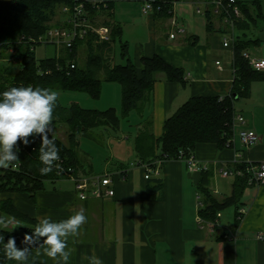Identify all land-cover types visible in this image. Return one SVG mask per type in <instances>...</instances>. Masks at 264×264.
Instances as JSON below:
<instances>
[{"label": "crops", "instance_id": "crops-1", "mask_svg": "<svg viewBox=\"0 0 264 264\" xmlns=\"http://www.w3.org/2000/svg\"><path fill=\"white\" fill-rule=\"evenodd\" d=\"M143 1L113 0L111 10L100 15H103V20L108 19L117 25L118 39L126 44L127 59L136 66L142 55L156 54L171 67L181 69L184 75L182 82H178L167 80L162 72L155 74L149 102L142 114L134 110L130 112L135 124L131 125V138L124 134L122 137L129 144L125 147L126 157L114 159L115 154L112 153L101 167H97L86 151L80 153L85 173L111 176L114 196L81 200L72 182L59 180L48 183L44 190L36 191L33 198L23 192L2 193L0 198L10 199L16 209L36 224L46 216L62 220L83 210L87 222L81 226L78 235L68 237V246L72 249L68 264H89L87 258L93 255L101 258L103 264H264V182L249 185L243 190L239 202L245 212L236 225L234 212L232 223L227 226L221 223L220 212L219 224L210 230L197 218L199 173L189 172L180 160L169 159L162 162L158 176L146 179L143 168L138 164L134 138L147 120L150 121V132L157 139L162 134L165 119L189 97L227 95L234 79L232 50L222 46L228 27L214 17L208 29L203 2L167 0L170 1L169 13L158 15L154 10L144 14ZM242 1H257L264 17L263 0ZM172 20L183 27L182 32L177 31ZM262 27L248 34L260 40L254 47V54L250 55L248 50L244 53L264 58ZM258 32L262 36H257ZM170 34L174 36L170 37ZM110 53L113 64L124 62L119 41L112 43ZM216 61H219V66ZM260 72L264 75V69ZM99 76L102 78L103 72H99ZM234 112L242 114L244 127L258 135L254 145L243 151L235 134L229 147L199 143L192 153L197 161L208 164L212 169L209 188L216 197L218 191L213 184L214 175L220 176L219 169L224 164H231L236 151L240 152L241 160L264 161V79L253 81L248 95L235 100ZM239 128L235 124V131ZM111 131L114 130L97 128L92 131L93 138H85L101 144L105 138L108 147L113 139ZM116 140L119 141L118 138ZM155 180H158V185ZM0 215L3 214L0 212ZM19 227L12 231H19ZM16 245L24 247L23 244ZM35 252L36 248H32L29 259L55 264L51 258L36 256Z\"/></svg>", "mask_w": 264, "mask_h": 264}, {"label": "trees", "instance_id": "trees-1", "mask_svg": "<svg viewBox=\"0 0 264 264\" xmlns=\"http://www.w3.org/2000/svg\"><path fill=\"white\" fill-rule=\"evenodd\" d=\"M112 1L107 2L109 9H111ZM199 1L204 5L203 13L208 29L211 28L214 17L224 22L222 16L214 12L210 0ZM74 2L75 0H0V59L2 60L0 62V92L11 87L32 86L50 90L85 92L91 98L97 99L103 81L115 82L120 87L119 113L115 107L111 106L99 110L82 107L75 101L67 106L58 101L53 112L52 126L65 127L66 142L53 134L56 137L55 143L59 149L60 159L54 162L50 173L42 175L40 168L44 165L39 160L41 137L30 136L27 145L18 140L19 159L15 162V167L0 168V194L23 192L33 198L35 192L44 190L48 183L67 180L68 168H71L73 174H85L79 149L81 137L93 138L92 131L97 128H110L116 131L121 118L127 117L133 110L141 115L149 102L151 87L157 72L164 73L169 81L182 82L183 71L171 67L156 54L142 55L138 66L128 60L126 44L118 39L117 25L106 20L104 23L111 27L112 42L119 41L120 56L124 62L110 65L105 54L110 53L112 47L94 43L92 36L83 40L77 39L71 48L61 47L50 57L37 59L34 53L37 39L46 34L51 27L60 25L59 21L53 24L57 9L64 5H72ZM236 3L244 19L241 21V17L235 22L234 27L232 48L234 79L231 91L224 96L189 97L165 119L162 134L157 139L150 132V121L147 120L145 127L136 134L133 143L140 163L151 162L156 158L177 159L179 151L185 155L193 153L195 146L199 143H211L218 148L230 146L227 145V141L232 136L235 100L248 95L253 81L264 79L260 70H253L243 55L250 46L257 47L260 43L259 39L248 36L247 29L259 20L264 26L261 5L257 1L236 0ZM85 9L91 18L97 13H108L104 9L103 11L92 9L88 4H85ZM153 10L158 15H167L170 11V1L154 0ZM224 23L227 25L226 22ZM27 39H31V42ZM81 47L86 54L83 66L77 62ZM4 52L8 54L5 55ZM4 57L15 58L17 65L3 63ZM70 64L73 67H70ZM40 68H48L50 72L40 74L38 72ZM99 72H103L102 78ZM49 137L51 138V133ZM236 167L244 168V165L238 164ZM196 173L200 175L196 192L200 194L202 202V206L197 210L198 215L205 221H212L217 217V213L233 207L234 225H236L242 217L237 213L241 206L239 199L243 190L253 185L249 183L247 173L243 171L241 175L233 176L230 193L222 198L216 197L209 188L213 175L212 169L208 168ZM155 181L158 185V180ZM0 212L14 217L23 224L16 232L0 229V235H3L5 242L10 237H15L16 244H22L24 234L31 233L32 228L37 225L32 218L16 209L8 198H0ZM0 264H16L5 257L2 244H0ZM27 264L43 263L28 259Z\"/></svg>", "mask_w": 264, "mask_h": 264}, {"label": "built area", "instance_id": "built-area-1", "mask_svg": "<svg viewBox=\"0 0 264 264\" xmlns=\"http://www.w3.org/2000/svg\"><path fill=\"white\" fill-rule=\"evenodd\" d=\"M108 0H75L72 5H64L60 7V12L62 17L59 19V26L51 27L46 34L40 36L37 39V44L51 45L55 49V54L59 48H71L73 43L78 40H83L87 37L92 36L94 43L106 44V46L112 47L111 40V27L109 24L104 23V20L110 22L108 19H102L99 23H96L95 17L91 18L85 9V4L95 8L98 11H110L107 6ZM154 0H144L142 3V12L144 14L153 11ZM210 4L213 6V10L216 14H220L223 21L229 26L228 33L222 38V46L233 48L234 40V19L241 18V11L236 3V0H210ZM199 11V10H198ZM172 24L176 26L177 31L182 32L183 27L177 25V23L172 20ZM174 34H170L173 37ZM22 38V37H21ZM20 40V39H19ZM22 41V40H21ZM31 42V39H27ZM11 51V50H9ZM12 53V52H11ZM111 53H106L105 57L113 64ZM244 57L247 59L249 66L253 70H257L256 65L264 61V58H256L250 56L248 53H243ZM215 64L219 66V61ZM70 67H73L70 64ZM264 69L262 65L259 70ZM257 70V71H259ZM234 71V70H233ZM38 72L49 73L50 70L39 69ZM235 124H238L240 128L235 131ZM245 118L242 114L234 112L232 117V136L227 141V145L231 146L233 143V138L235 134L239 140L242 150L249 149L254 145L259 137L254 130L244 127ZM241 150V151H242ZM240 152H235V158L232 160L231 164H224L218 171L219 175L222 177H233L235 175H241L245 171L248 175V180L250 184L257 185L264 182V161L253 162L240 159ZM177 160L184 162L186 169L189 172H200L208 169V164L197 161L192 153L185 155L182 151H179L177 155ZM165 161L160 158H156L151 162H139L138 164L143 168L145 174L144 177L151 178L153 176H158L160 172V166L162 162ZM238 164H243L244 168H237ZM67 180L73 183L74 189L77 192V196L83 200L86 198H112L114 196V189L112 186L111 176L109 174H97L87 176L86 174H73L71 168L66 170ZM83 197V198H81ZM197 210L202 206L201 197L198 192H196ZM245 212L244 207L240 206L237 210L239 216H242ZM217 217L212 221H205L199 215L197 216L198 222L205 225L208 229L213 230L215 226L219 224L220 213H217ZM234 238V235H231Z\"/></svg>", "mask_w": 264, "mask_h": 264}, {"label": "clouds", "instance_id": "clouds-1", "mask_svg": "<svg viewBox=\"0 0 264 264\" xmlns=\"http://www.w3.org/2000/svg\"><path fill=\"white\" fill-rule=\"evenodd\" d=\"M262 65L264 61L256 65L257 70ZM57 102L58 93L47 88L20 86L0 92V168L15 167V162L19 159L18 140L27 145L30 136L39 135V160L44 165L40 168V173L44 175L53 170L54 162L60 159L52 126ZM86 222L87 217L83 210L62 220H52L46 216L32 228L31 233L24 234L21 240L23 248L17 247L15 237H10L5 242L3 235H0V244L3 245L5 257L16 264H27L31 249L36 245V256L44 255L55 264H68L72 254L68 237L78 235L81 226ZM18 225L23 224L14 217L0 215V229L10 228L12 231ZM87 259L89 264H103L101 258L94 255Z\"/></svg>", "mask_w": 264, "mask_h": 264}, {"label": "rangeland", "instance_id": "rangeland-1", "mask_svg": "<svg viewBox=\"0 0 264 264\" xmlns=\"http://www.w3.org/2000/svg\"><path fill=\"white\" fill-rule=\"evenodd\" d=\"M202 3V2H201ZM263 12H264V0H263ZM242 15V13H241ZM62 17V14L60 12V8L57 9L56 15L53 19V24L58 23L59 19ZM96 23H99L103 19V15L96 14L95 15ZM240 18H235L234 19V27H235V22L238 21ZM244 19L242 17L241 21ZM253 22V21H252ZM254 24V25H253ZM229 28V26L227 25ZM258 27H262V23L259 21L252 23L248 29H247V34L249 32L251 34L257 32ZM234 33H235V28H234ZM257 36H262V33H257ZM254 37V35H251ZM254 47L250 46L248 48V52L250 55L254 54ZM34 53L37 59L41 58H46L49 56H52L55 53V49L51 45H42V44H37L34 47ZM3 54H8L7 52H4ZM86 54L85 50L83 47H81L78 51L77 55V62L79 65H85V60H86ZM5 58V57H4ZM3 63H9L13 64L14 66L17 65L16 59L11 58L7 59L5 58ZM58 93V101L60 104L67 106L71 102L75 101L79 105L85 108H94V109H99V110H104L108 107L114 106L116 110L119 113V107H120V87L117 83H108L106 81H103L101 84V91L100 95L97 99L91 98L87 93L85 92H79V91H65V90H53ZM117 103L116 105H114ZM130 113L128 117L126 118H121L119 128L116 131H111L113 134V139L110 140V144H108V147L106 146L105 142L106 139L104 138V143L101 144V142H94L91 140H88L85 137H81L80 140V153L83 154L82 151H86L87 154L90 155V159L92 162H94L95 166L98 167V165L101 167L103 162L105 161L106 157L111 156L112 153L115 154V158H118L119 156H127V149L125 147L129 146L128 143H126V139H123V134L125 137L130 136L132 134V126L135 124V119L131 117ZM53 134L61 139L62 141L66 142V134H65V127L60 126V125H54L53 126ZM116 138L119 139V141L116 140ZM131 142V140H130ZM111 154V155H110ZM83 157V156H82ZM133 158V157H132ZM131 158V159H132ZM83 160V158H81ZM113 159V158H112ZM90 162V160H89ZM87 176L90 175H97L95 173H85ZM232 177L228 178H221L218 175H214V185L218 191L217 196L218 197H223L225 195L229 194L230 191V183L232 182ZM233 207H228L224 209L221 212V217L220 221L222 224L226 225L228 223H232V217H233ZM227 226V225H226Z\"/></svg>", "mask_w": 264, "mask_h": 264}, {"label": "water", "instance_id": "water-1", "mask_svg": "<svg viewBox=\"0 0 264 264\" xmlns=\"http://www.w3.org/2000/svg\"><path fill=\"white\" fill-rule=\"evenodd\" d=\"M235 98H237V96H235Z\"/></svg>", "mask_w": 264, "mask_h": 264}]
</instances>
